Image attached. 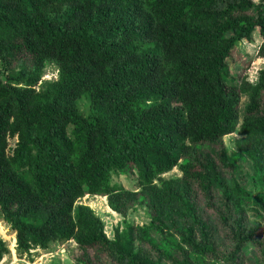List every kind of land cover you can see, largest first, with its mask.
<instances>
[{
    "label": "trees",
    "instance_id": "obj_1",
    "mask_svg": "<svg viewBox=\"0 0 264 264\" xmlns=\"http://www.w3.org/2000/svg\"><path fill=\"white\" fill-rule=\"evenodd\" d=\"M254 33L264 59V0H0V218L18 258L71 242L74 264H203L216 245L200 202L217 196L220 221L236 225L228 256L258 247L264 264L258 228L233 202L248 196L227 184L239 157L223 144L238 133L240 153L264 173V69L255 85L232 70ZM47 65L58 79L39 86ZM174 169L180 178L161 180ZM131 174L137 191L112 182ZM85 196L122 216L145 206L153 223L109 240L76 206ZM253 203L263 214L264 198ZM165 223L186 252L150 244L148 230ZM7 254L0 240V260Z\"/></svg>",
    "mask_w": 264,
    "mask_h": 264
},
{
    "label": "rangeland",
    "instance_id": "obj_2",
    "mask_svg": "<svg viewBox=\"0 0 264 264\" xmlns=\"http://www.w3.org/2000/svg\"><path fill=\"white\" fill-rule=\"evenodd\" d=\"M251 1L254 5H257L259 2V0ZM260 45L261 39L257 33H254L251 42L243 40L237 44V49L234 51L232 56L233 64L237 67L233 66L232 70L236 71L235 74L246 77L247 81L251 85L256 84L259 72L264 69V59L257 57ZM57 79L58 70L53 65H47L39 86L45 82H53ZM246 103L247 99L246 97H243L241 106H245ZM88 107L89 102L87 99H83L79 103V110L83 114H88ZM240 139L241 138L238 133H234L223 138V144L225 145L228 153L239 157L236 161V170L233 171L227 180V184L230 188H233L235 185L238 186L240 190L248 196L241 199L240 197H234L235 199L233 202H241L242 207L246 209L244 211L246 226L258 228V239L259 241H262V247L264 248V213L262 214V212H258L257 214V208L253 203L259 198H264V173L260 175H256L254 173L251 162L240 153L239 145H237V142ZM15 142V140L10 142L11 148L15 147ZM227 176H229V174ZM180 177L181 174L179 171L174 169L172 172L164 175L161 180L168 181ZM112 182L125 190L137 191V178L135 174H131L126 177L113 176ZM76 206H84L92 210L95 216L102 221L106 237L112 241L116 239L117 234L127 233L129 229H132L131 232L136 234L137 232L135 230L143 229L153 223L152 219L154 216H151V213L145 208V206H141L139 204L130 209L125 216L113 212L108 207L106 198L85 196L77 201ZM210 207H213L212 210L209 209ZM219 209L220 206L217 196H215L214 201L210 205H207L205 202H200L199 212L205 216H202L204 219H209L210 223H208V229L210 234L213 236L216 245V252L212 256L213 258L205 257L201 259L203 264H262L260 257L261 252L259 253L258 247L251 249L250 254L247 256L245 255V257L239 255L236 258L237 260L232 256H228L231 246L227 239L229 236H232L231 231L236 225L232 218L231 221L225 219L227 222L224 225L225 220L220 221L219 213L215 212ZM224 216L226 218V215ZM176 220L177 222L181 221L179 218ZM154 225L155 229L151 231L148 230V236L150 244L156 246V248L159 249L158 251L167 248L173 242L181 244L180 246H182L184 252L187 251L186 247L183 245L184 243H182L183 238L181 235L176 234L175 230L171 229L169 223L166 225L167 230H165L164 226L158 227V224ZM179 226L180 230L185 232L183 229L184 225L179 224ZM195 234L198 237V241L201 240L197 230H195ZM0 240L6 244L8 249V254L3 256L0 260V264H74V262L70 259V251L75 247V245L71 242L64 245L57 243L53 244L46 251L34 249L30 252V255H25L22 259H19L16 253L17 245L15 234L2 220V218H0ZM136 245L138 248H141L140 239L136 241ZM143 246L145 245L143 244ZM145 247L144 251L151 254L152 258L160 255L156 249L155 250L158 255L154 254L148 245ZM176 250L177 248H173V253H175ZM173 253L172 256L175 257ZM192 257L194 259H200L195 255ZM201 260H199V262H201ZM163 262L164 264L182 263L177 259L175 262L169 263L164 260V258ZM111 263L112 262H109L108 264Z\"/></svg>",
    "mask_w": 264,
    "mask_h": 264
}]
</instances>
